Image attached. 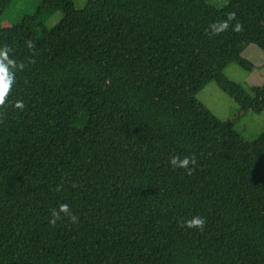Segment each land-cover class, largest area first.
Instances as JSON below:
<instances>
[{
  "label": "trees",
  "instance_id": "1",
  "mask_svg": "<svg viewBox=\"0 0 264 264\" xmlns=\"http://www.w3.org/2000/svg\"><path fill=\"white\" fill-rule=\"evenodd\" d=\"M21 2L0 0V49L24 65L0 107V264H264V131L197 97L214 81L264 111V84L225 74L264 52V0ZM228 13L242 30L212 34ZM60 204L77 223L49 224Z\"/></svg>",
  "mask_w": 264,
  "mask_h": 264
},
{
  "label": "rangeland",
  "instance_id": "2",
  "mask_svg": "<svg viewBox=\"0 0 264 264\" xmlns=\"http://www.w3.org/2000/svg\"><path fill=\"white\" fill-rule=\"evenodd\" d=\"M40 0H22L21 6L25 2L30 4V10L33 12L39 5ZM77 8L85 6L86 0H74ZM62 14L59 13L51 17L46 25L49 28L54 27L62 20ZM12 24V20L7 16L0 17V27H7ZM243 56L253 63V67L245 69L238 64H231L225 74L232 80L241 83L244 87L250 88L264 84V52L255 45L248 46ZM198 100L205 104L221 120L234 122L238 133L247 140L255 139L264 131V111L257 113L245 112L240 105L224 92L216 82L209 83L199 94Z\"/></svg>",
  "mask_w": 264,
  "mask_h": 264
},
{
  "label": "clouds",
  "instance_id": "3",
  "mask_svg": "<svg viewBox=\"0 0 264 264\" xmlns=\"http://www.w3.org/2000/svg\"><path fill=\"white\" fill-rule=\"evenodd\" d=\"M235 19V13H228L225 20L210 25L211 33L214 35H219L220 33L227 31L230 26L235 32L241 31L242 25L239 22L235 23V25L230 24V22ZM28 46L29 48L33 47L30 42L28 43ZM9 51L10 49L7 46L0 49V107H4L6 105V101L10 95L12 86L15 83L16 70H22L24 67L22 63L17 64L14 59L9 57ZM13 107L23 110L24 104L22 101L18 100L13 104ZM169 163L173 168L187 169L188 174H191L193 168L190 167V165H195L196 160L194 156H185L182 159L179 156H173ZM62 216L67 217L71 223H77L79 219L78 216L72 213L68 204H60L58 208L51 211L49 224L55 226L57 221L60 220ZM205 222L206 221L203 217L194 216L188 220H185L183 222V226L186 228L203 229Z\"/></svg>",
  "mask_w": 264,
  "mask_h": 264
}]
</instances>
